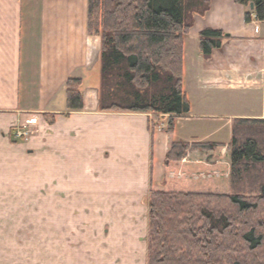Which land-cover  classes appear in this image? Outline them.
I'll list each match as a JSON object with an SVG mask.
<instances>
[{"label": "crops", "instance_id": "1", "mask_svg": "<svg viewBox=\"0 0 264 264\" xmlns=\"http://www.w3.org/2000/svg\"><path fill=\"white\" fill-rule=\"evenodd\" d=\"M246 10L210 0L195 17L182 70L198 103L183 86L190 110L173 141L184 142L181 122L223 123L216 131L230 140L235 119L264 120V22L246 24ZM205 29L228 37L208 58L198 46ZM99 52L87 0H0V172L22 202H37L40 223L37 246L2 247L0 264H147V200L162 190L167 119L151 132L149 114L100 112ZM68 79L81 80L83 109L65 116ZM29 125L33 136L14 140L13 128Z\"/></svg>", "mask_w": 264, "mask_h": 264}, {"label": "trees", "instance_id": "2", "mask_svg": "<svg viewBox=\"0 0 264 264\" xmlns=\"http://www.w3.org/2000/svg\"><path fill=\"white\" fill-rule=\"evenodd\" d=\"M234 2L247 9L246 24L264 22V0ZM209 8L210 0H87V33L100 39L99 111L149 114L151 132L167 118L162 190L147 200V264H264V120L235 119L227 145L172 138L190 110L183 40ZM225 39L205 29L199 52L208 58ZM81 84L66 81L65 116L83 109Z\"/></svg>", "mask_w": 264, "mask_h": 264}, {"label": "rangeland", "instance_id": "3", "mask_svg": "<svg viewBox=\"0 0 264 264\" xmlns=\"http://www.w3.org/2000/svg\"><path fill=\"white\" fill-rule=\"evenodd\" d=\"M97 72H99L98 69H96V75ZM92 76H94V73L90 74L89 79ZM96 82L98 83L99 79H96ZM190 82V76L187 71L183 86L187 93H191L193 102L197 104L198 95L196 92H192L190 90ZM237 95L240 96L242 94ZM232 107L233 109L239 108V110H233L234 112L244 113L245 106L237 104ZM226 108H229V106ZM193 113L198 114L200 111H195ZM218 113L222 114L228 112ZM221 124L205 120L193 121L187 124L182 122L177 123L176 136L181 139V141L184 140V142L214 140L219 143H228L230 140H228L229 138L225 135V132L216 131L217 128L222 129ZM36 130L37 127L32 125L25 126L23 128H13V138L16 141L28 140L31 136H33ZM19 135H21V137H19ZM23 136H25V138ZM217 151L220 154H223L224 149H217ZM3 163L4 160H0V167L3 166ZM5 179L6 175L0 172V248H23L27 246H37L40 225L38 222V204L35 200H25L22 202L23 198L19 199L17 197V195L20 196L21 194V192L16 189L19 186L17 184H7ZM0 257L4 258L2 255H0Z\"/></svg>", "mask_w": 264, "mask_h": 264}, {"label": "water", "instance_id": "4", "mask_svg": "<svg viewBox=\"0 0 264 264\" xmlns=\"http://www.w3.org/2000/svg\"><path fill=\"white\" fill-rule=\"evenodd\" d=\"M249 10H252V5L249 6Z\"/></svg>", "mask_w": 264, "mask_h": 264}, {"label": "built area", "instance_id": "5", "mask_svg": "<svg viewBox=\"0 0 264 264\" xmlns=\"http://www.w3.org/2000/svg\"><path fill=\"white\" fill-rule=\"evenodd\" d=\"M19 137H21V135H19ZM25 138V136H23Z\"/></svg>", "mask_w": 264, "mask_h": 264}]
</instances>
